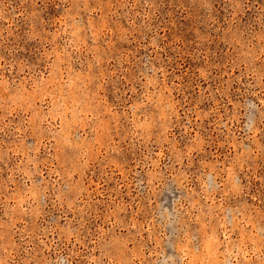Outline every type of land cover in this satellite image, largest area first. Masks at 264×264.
<instances>
[{"label":"rangeland","instance_id":"374dc122","mask_svg":"<svg viewBox=\"0 0 264 264\" xmlns=\"http://www.w3.org/2000/svg\"><path fill=\"white\" fill-rule=\"evenodd\" d=\"M0 264H264V0H0Z\"/></svg>","mask_w":264,"mask_h":264}]
</instances>
